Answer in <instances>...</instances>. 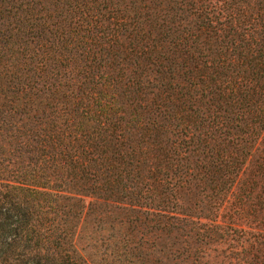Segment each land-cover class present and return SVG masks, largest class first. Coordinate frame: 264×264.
<instances>
[{
	"label": "trees",
	"instance_id": "16d2710c",
	"mask_svg": "<svg viewBox=\"0 0 264 264\" xmlns=\"http://www.w3.org/2000/svg\"><path fill=\"white\" fill-rule=\"evenodd\" d=\"M0 264H264V0H0Z\"/></svg>",
	"mask_w": 264,
	"mask_h": 264
}]
</instances>
